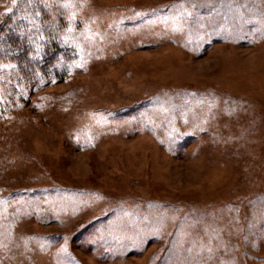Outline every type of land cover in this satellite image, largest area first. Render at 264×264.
Masks as SVG:
<instances>
[{
	"label": "rangeland",
	"instance_id": "obj_1",
	"mask_svg": "<svg viewBox=\"0 0 264 264\" xmlns=\"http://www.w3.org/2000/svg\"><path fill=\"white\" fill-rule=\"evenodd\" d=\"M51 1L66 52L0 81V264H264V0Z\"/></svg>",
	"mask_w": 264,
	"mask_h": 264
},
{
	"label": "trees",
	"instance_id": "obj_2",
	"mask_svg": "<svg viewBox=\"0 0 264 264\" xmlns=\"http://www.w3.org/2000/svg\"><path fill=\"white\" fill-rule=\"evenodd\" d=\"M51 2V0H23L17 5V8L15 7L16 11L11 12L0 21V70L5 69V64L8 62L13 63V67H7V69H13L6 72L8 74L0 72V75L7 76L2 78L4 82L1 79L0 81L7 83L10 92L14 89L11 82L15 79L17 84L26 82V86H36L35 82L45 75L41 72L43 65L60 60L59 54L54 53L55 50L66 52L67 46L63 39L66 35L62 30L64 24L59 21V18L64 17L65 14L61 5L58 6V3L54 2L53 5H50ZM53 11L56 15L52 17L51 12ZM47 23L51 29L44 28V24ZM47 35L52 37L47 38ZM43 40H47L48 43H45L46 47L41 51ZM17 70H20L21 73L17 76L11 74ZM38 71L41 72L40 76H37ZM59 71L52 69L51 74L55 76ZM46 73L48 74L50 71L48 70ZM201 229V232L204 233L205 227L203 226ZM254 241L255 238L246 241L243 247L244 255H248V247H251L250 245H253ZM225 253L226 255L221 253L219 258L228 257L233 261L237 258L232 247ZM199 257L201 261H207V257L209 258L204 253Z\"/></svg>",
	"mask_w": 264,
	"mask_h": 264
},
{
	"label": "snow or ice",
	"instance_id": "obj_3",
	"mask_svg": "<svg viewBox=\"0 0 264 264\" xmlns=\"http://www.w3.org/2000/svg\"><path fill=\"white\" fill-rule=\"evenodd\" d=\"M13 4H15V0H13ZM9 11H11V9H9Z\"/></svg>",
	"mask_w": 264,
	"mask_h": 264
}]
</instances>
